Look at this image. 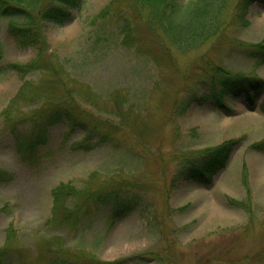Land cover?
I'll return each mask as SVG.
<instances>
[{
    "label": "rangeland",
    "instance_id": "1",
    "mask_svg": "<svg viewBox=\"0 0 264 264\" xmlns=\"http://www.w3.org/2000/svg\"><path fill=\"white\" fill-rule=\"evenodd\" d=\"M132 0H83L72 20H47L43 65L21 75L8 62L37 57L0 30V247L7 264H264L262 99L217 97L215 66L264 78V64L243 42L264 40V5L245 17L231 0L218 35L177 49L147 23ZM145 10V9H144ZM41 60V61H42ZM217 76L216 79H218ZM222 99L228 107L219 105ZM60 101L97 124L91 146L83 126H47L34 154L26 137L40 108ZM36 131V132H37ZM241 138L225 167L206 185L185 174L200 151ZM41 140V139H40ZM21 142V145H19ZM65 183L58 200L53 188ZM136 196L133 209L111 217L94 193Z\"/></svg>",
    "mask_w": 264,
    "mask_h": 264
},
{
    "label": "trees",
    "instance_id": "2",
    "mask_svg": "<svg viewBox=\"0 0 264 264\" xmlns=\"http://www.w3.org/2000/svg\"><path fill=\"white\" fill-rule=\"evenodd\" d=\"M146 13L148 25L158 34L170 41L177 49L189 51L201 46L209 38L221 33L225 27L222 15L231 0H132ZM255 1L264 4V0H238L236 9L242 17L248 13L249 7ZM83 0H0V30L2 19L7 20V31L21 47H34L37 57L28 62H8L6 68L15 70L21 75L38 69L43 65L41 53L48 49L50 43L44 31L47 20L63 24L74 17V9L81 7ZM134 3V4H135ZM145 9V10H144ZM246 53L264 63V40L259 42H243ZM2 59L0 51V61ZM42 60V61H41ZM215 75L212 77L211 87L214 95L222 96L224 93L235 96L244 95L247 102L252 105L262 97L261 108L264 110V78L250 76L243 73H231L221 66H215ZM1 71V64H0ZM218 77V79H216ZM219 100V98H218ZM219 105L228 107L219 100ZM40 126L31 136L26 137L27 143L23 151L31 150L29 156L34 154L37 145L43 140L42 133L47 126L66 121L67 123L83 126L86 130L85 138L79 146L88 149L91 146L90 138L98 126H86L81 120L82 112L73 111L60 101L51 102L40 108L37 112ZM37 131V132H36ZM41 139V140H40ZM241 138H231L201 150L200 158L190 161L185 170L187 177L210 185L214 176L225 167L235 147L240 144ZM21 145V142H19ZM255 147L264 149V141L255 144ZM11 180V175L0 168V181ZM67 184L59 183L52 190L57 201L60 191L68 188ZM137 197L118 193L115 190H106L93 194V199L99 204H110L111 217H122L130 212L136 205ZM8 247H0V264L10 263ZM129 256L117 260H100L96 263L63 260L56 264H122L133 259Z\"/></svg>",
    "mask_w": 264,
    "mask_h": 264
}]
</instances>
